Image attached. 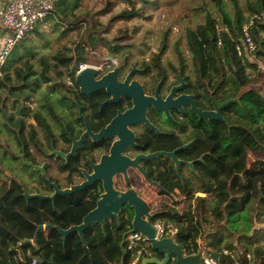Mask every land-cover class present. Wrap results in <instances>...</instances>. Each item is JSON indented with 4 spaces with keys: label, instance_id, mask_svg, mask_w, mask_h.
Segmentation results:
<instances>
[{
    "label": "trees",
    "instance_id": "1",
    "mask_svg": "<svg viewBox=\"0 0 264 264\" xmlns=\"http://www.w3.org/2000/svg\"><path fill=\"white\" fill-rule=\"evenodd\" d=\"M211 2L221 21L207 12L202 24L194 30L187 29L183 37L186 53L180 47L182 39L177 40L172 47L176 64L171 67L182 73L191 71L195 87L202 89L205 105L211 106V94L220 103L227 100H235L236 103L224 109L222 117L228 127L223 125L225 133L220 141L208 142V157L197 170L196 182L191 178L182 188L169 183L163 185L166 190L181 191L189 197L153 204L155 219L178 228L175 240L186 255H194L205 247L221 262L229 263L236 259L240 264H264V231H261L262 238L254 233V226L264 212V0L247 3L245 11L236 0H230L231 12L226 11L223 0ZM81 3L82 0H54L52 12L42 22L43 25L52 23V30H58L60 36L77 30L80 34L77 41L54 52L40 53L34 46V40L48 44V38L38 23L32 33L16 43L1 66L0 140H4V144L0 143V161L17 160L9 151L10 139L17 153H24L29 161H34L30 151H38L42 147L39 135H43L46 141L49 139V122L55 112L53 101L66 95V81L74 82L78 65L95 58V47L106 41L100 38L105 30L101 23L86 12H77ZM128 3L130 10L120 12L110 22L128 21L142 15L143 9H134V1ZM251 15L259 16L249 31L256 50L245 53L241 26ZM218 25L221 30H218ZM167 35L165 32L156 53L150 58V63L159 71L168 46ZM218 39L220 47L215 46ZM132 47L112 42L107 46L108 55L116 57L122 51L128 53V48ZM237 144L241 146L240 156L244 150L246 157L243 160L235 158L226 170L230 152ZM1 172L0 169V178L7 175ZM220 180V193L215 196L216 183ZM22 190L14 178L0 181V264H31L32 261L35 264L131 263V254L122 252L119 246L123 234L130 227L131 213L128 209V212L123 211L119 224L106 221L103 227L93 224L86 229L83 232L85 245L74 233L68 236L63 246L56 230L45 229L38 233L36 245L17 248L20 240L33 238L38 225L50 224L63 230L79 225L82 218L95 208L97 200L93 193H78L57 197L53 208L48 201L26 202L21 197ZM195 192L205 193V197L192 198ZM213 199L227 224L232 223L233 218L237 221L247 208L251 211L250 217H255L253 220L250 218V225L245 229H230L234 237L238 236L236 241L224 232L212 234L206 231L203 214ZM147 204L151 207V201ZM224 250L232 252L235 258L223 255ZM85 252L87 256L84 257ZM247 254L251 256L250 261Z\"/></svg>",
    "mask_w": 264,
    "mask_h": 264
},
{
    "label": "flooded vegetation",
    "instance_id": "2",
    "mask_svg": "<svg viewBox=\"0 0 264 264\" xmlns=\"http://www.w3.org/2000/svg\"><path fill=\"white\" fill-rule=\"evenodd\" d=\"M129 55V52L122 51L111 67H105L102 71L93 69V82L101 81L117 69L113 80H107L102 88L93 92L82 94L75 80L66 81V95L58 97L59 105L54 106V117L49 122L48 141L40 134L42 147L38 151H30L34 163L24 153H17L16 148V154H11L17 159L13 162L18 161L21 166V155L24 161L43 166L44 177L58 189H64L80 184L84 174L92 175V166L99 165L102 158L110 157L112 148L116 149L115 145L118 144L122 147L119 151L121 157L136 161L141 170L127 166L125 175L122 172L114 173L111 177L112 188L118 193L133 190L146 203L148 213L155 219L153 204L189 197L181 191L166 190L163 185L169 183L182 188L191 178L196 182L197 170L208 157V142L213 144L222 139L221 127L225 124L222 120L200 119L191 104L178 103L176 108L174 102L181 96H190L194 108L200 112L215 111L214 105L220 106L223 103L211 94V106L205 105L202 89L195 87L191 71L182 73L179 69L174 70L171 67L174 64L170 62L162 63V70L159 71L150 63L151 59L136 62ZM186 57L189 58L188 55ZM137 96L166 103L165 111H158L151 102H147L140 118H123L122 115L135 109L134 100ZM225 125L228 127L227 123ZM104 130H107L106 134L97 137ZM171 153H175L178 170L173 159L166 155L142 158ZM22 167L31 171L28 183L32 191L28 193L50 195L53 192L40 173ZM85 193H93L97 200L100 199L104 194L102 182L95 181ZM219 193L220 185L216 183L215 196ZM198 197H205V193L192 194V198ZM150 201L151 207L147 204ZM126 209L131 213V218L130 227L125 233L131 229V207L122 206L118 219L111 220V223L119 224Z\"/></svg>",
    "mask_w": 264,
    "mask_h": 264
},
{
    "label": "rangeland",
    "instance_id": "3",
    "mask_svg": "<svg viewBox=\"0 0 264 264\" xmlns=\"http://www.w3.org/2000/svg\"><path fill=\"white\" fill-rule=\"evenodd\" d=\"M135 2L134 9L141 8L142 15L138 18H133L128 21L115 20L110 22L111 18L117 16L120 12H128L131 5L128 2ZM82 0L81 7L77 12H86L89 15L101 23V26L105 28L100 34V38L106 39L105 42L101 41L95 47L94 57L88 60L89 63L100 64L105 59L117 60L116 57L108 55L107 46L109 43L115 42L122 46L133 45L134 47L128 48L130 57L133 61H148L153 53H156V49L159 47L163 35L168 32L167 35V49L162 58V63L176 64L175 53L172 49L174 43L181 40L180 47L184 51L186 50L183 42L184 33L187 29L194 30L197 25L202 24L204 21L205 14L208 12L212 16H215L218 21H221L218 12L211 0H147L149 3L145 4L140 0ZM226 5V11L231 12L230 0H223ZM240 8L244 11L247 3H253L254 0H236ZM105 9L107 11L103 12ZM244 16H247L245 13ZM41 30L46 32L48 38V44L44 42L35 41V45L39 49L40 53L47 52V50L54 52L57 48H61L65 45H71L79 39L80 34L77 30L66 33V36H60L58 30H52V23L42 24ZM218 30H221L218 25ZM126 38H123V37ZM186 53V51H185ZM189 63V62H188ZM58 101H53V106L57 107ZM33 107V106H32ZM236 109V107H235ZM240 111L241 108H240ZM32 122L31 119L28 120ZM224 129L221 127V135L224 136ZM10 139L9 151L10 153L16 154L15 146ZM1 144H4V140H0ZM8 149V147H7ZM241 146L239 144L234 145L231 150V157L226 170L233 164L235 158L245 159V151L242 150L243 154L240 156ZM2 150L0 151L1 154ZM240 154H239V153ZM239 154V156H238ZM22 164V163H21ZM23 166V165H22ZM20 165V162L13 160H1L0 169L2 176L0 181L14 178L18 181L26 191H32L30 183H28V175L31 173L29 169H26ZM221 180L219 185L221 186ZM251 211L247 210L235 221L236 218L232 219V223H225L221 213L218 210L215 200L208 202L206 212L203 214V225L209 233L219 234L224 232L229 234L231 239L237 240L238 236L235 237L230 233V229L242 230L250 225V218L253 220L255 217L251 216ZM229 225V228H228ZM256 232H254L258 238L263 237L262 230L264 231V212L259 217V222L254 226ZM199 244L201 243L199 241ZM152 256H160L156 251H151Z\"/></svg>",
    "mask_w": 264,
    "mask_h": 264
},
{
    "label": "water",
    "instance_id": "4",
    "mask_svg": "<svg viewBox=\"0 0 264 264\" xmlns=\"http://www.w3.org/2000/svg\"><path fill=\"white\" fill-rule=\"evenodd\" d=\"M116 73L117 69L114 70L112 73L106 75L103 79H101V81L93 82V76L95 75V71L92 68H86L79 72L75 76L74 80L76 85L79 87L80 92L82 94H88L90 92L102 88L104 83H107V80H113V77ZM175 90H178V88H176ZM147 102H151L156 110L165 111L164 106L166 103L152 101L150 99H145L141 98L140 96H137L134 100V103L136 104L135 109L130 112H126L124 115H122L123 118L129 117V119L137 120V117L140 118V115L143 113L144 107ZM235 102V100H227L220 106L214 105L215 111L207 112H200L196 110L194 108V103L191 101L190 96H181L174 102V104L176 105V108L178 106V103L191 104L192 109L196 111L200 119H204L207 121L208 118H211L212 120H222L226 124L225 120L222 119V117L220 116V113L222 110L229 107L230 105H234ZM106 132L107 130L101 131V133L97 137L104 136ZM121 145L123 146V144ZM115 146L116 149H113L114 147L112 148L110 157L102 158L101 163L99 165L92 166V175L88 176L84 174L83 181L80 184L72 185L64 189H58L55 184H52L44 177L43 166H36L32 163L26 162L23 160V155L20 156V161L22 162V165L32 169L35 172L40 173L46 185L53 191L50 195H41L30 194L28 193V191L23 190L21 193V197L26 202H30L33 200L48 201L52 204V207L55 208V200L57 197L72 196L74 194L84 193L85 191L91 188L95 181L102 182L104 194L101 195L100 199L96 201L95 208L89 211L82 218L81 223L79 225L71 226L66 230H63L57 226H52L50 224L38 225L36 226L33 238L31 240H20L17 248L27 244L33 246L36 245L38 233L45 229L56 230L62 238L63 246L66 244L68 236L74 233L78 235L81 243L85 245V242L83 240V232L86 229H88L93 224H99L103 227L106 221L117 220L119 209L122 206L126 205L133 209V217L131 221V229L129 232L123 234L122 241L119 245L120 250L122 252H124V240L127 234L139 233L149 241V243L151 244V248L154 251H156L159 255L163 256L161 261L156 258H153L143 260L141 264H168L170 260L169 256L175 257L176 264H200V253L184 257L182 255V248L178 244L173 243L171 239H163L159 241H155L153 239L154 229L151 226L150 221L154 219V216L148 213L146 203L138 196H136V193L133 190H129L125 193H118L114 191V189L112 188L111 181V177L114 173L122 172L125 175V169L127 166L135 167L141 170L135 163L136 161H129L126 158L121 157L119 151L122 149V147L120 145L117 144ZM174 154L175 153L157 154L142 158L147 159L154 156L166 155L167 157H171L173 159L176 166V170H178L179 163L176 160ZM189 166L191 167L190 164ZM85 256H87V252H85L84 257ZM78 264H80V262Z\"/></svg>",
    "mask_w": 264,
    "mask_h": 264
},
{
    "label": "built area",
    "instance_id": "5",
    "mask_svg": "<svg viewBox=\"0 0 264 264\" xmlns=\"http://www.w3.org/2000/svg\"><path fill=\"white\" fill-rule=\"evenodd\" d=\"M54 0H0V25L5 32L3 42L0 47V68L4 64L7 56L10 54L13 47L18 41L24 39L27 35L32 33L33 29L38 23H42L44 19L52 12ZM259 20V16L251 15L241 26L242 45L245 53H251L256 50V45L252 41L249 31L255 26V23ZM216 47H220V40L215 42ZM238 54L241 50L237 47ZM115 60L105 59L101 64L86 63L79 64L74 77L86 68L96 69L102 71L105 67H111L114 65ZM151 226L154 229L155 241L163 239H171L173 243H176V235L178 228L172 223L166 222L161 219H153L150 221ZM129 232V231H128ZM262 248L264 249V242H262ZM149 241L139 233L127 234L124 240V252L131 254L132 259L130 264H141L143 260L156 258L159 261L163 256H152ZM182 255H186L182 250ZM200 264H240L235 258L232 252L223 251V255H229L233 261L229 263L221 262L216 259L212 253L208 252L205 247H201ZM170 260L168 264H176L175 257L169 256ZM248 261L251 260L249 254L246 255ZM31 264H35L32 261Z\"/></svg>",
    "mask_w": 264,
    "mask_h": 264
},
{
    "label": "crops",
    "instance_id": "6",
    "mask_svg": "<svg viewBox=\"0 0 264 264\" xmlns=\"http://www.w3.org/2000/svg\"><path fill=\"white\" fill-rule=\"evenodd\" d=\"M4 35H5V32H4V30L2 29V27H1V25H0V47H1V44H2V42H3V37H4ZM236 103V102H235ZM234 103V104H235ZM255 235V234H254Z\"/></svg>",
    "mask_w": 264,
    "mask_h": 264
}]
</instances>
